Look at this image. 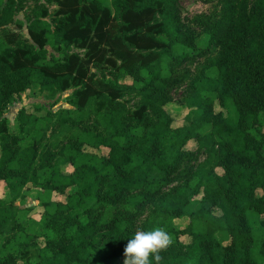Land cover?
Returning <instances> with one entry per match:
<instances>
[{
    "label": "trees",
    "instance_id": "1",
    "mask_svg": "<svg viewBox=\"0 0 264 264\" xmlns=\"http://www.w3.org/2000/svg\"><path fill=\"white\" fill-rule=\"evenodd\" d=\"M25 1L0 0V120L34 86L76 89L75 108L57 116L58 133L76 142L45 165L57 154L25 110L19 130L32 145L0 134V232L12 235L0 264H123L135 232L158 227L174 241L160 264H264V0H219L191 21L200 32L183 24L179 0H45L58 10L36 8L27 37L9 28ZM195 59L206 63L200 74L179 76ZM187 80L178 107L169 91ZM126 91L141 96L131 114L120 102ZM168 107L188 111L181 127ZM201 152L202 164L175 176ZM33 189L45 192L40 237L17 223L23 191ZM185 218L182 230L175 221Z\"/></svg>",
    "mask_w": 264,
    "mask_h": 264
},
{
    "label": "rangeland",
    "instance_id": "2",
    "mask_svg": "<svg viewBox=\"0 0 264 264\" xmlns=\"http://www.w3.org/2000/svg\"><path fill=\"white\" fill-rule=\"evenodd\" d=\"M219 0H212L210 3H205L199 0H179L178 7L181 13V20L184 25L192 26L196 32H200L202 29L198 26H193L191 21L197 16L209 15L216 10L217 3ZM23 8L20 12H18L15 16V22L9 28L15 32H19L27 37V16L30 15L36 8L45 7L48 8L51 14H54L58 7L56 4H49L45 0H26L23 4ZM22 24L23 28H20L19 25ZM206 43H201L200 47H205ZM72 53L83 54L82 51L78 49H71ZM52 54L53 52L50 51ZM206 65L204 59H195L193 61H189L184 63L178 69V75L183 76H198L204 66ZM93 72L98 74V76H102V73L93 69ZM106 74H109L107 72ZM207 75L209 77H215V71H208ZM122 84H132L131 78L120 80ZM191 80L184 81L180 86H177L169 91V96L172 99L173 103L180 107V104L183 103L187 97V87ZM76 89L69 90L65 93H61L58 90L51 89H43L40 86H34L28 92L22 94L21 97H15V101L9 106L5 115L0 120V134L7 133L9 135H15L20 138L19 148L24 149L30 145H32V140L34 135L27 133H20L19 130V121L18 116L22 110H25L27 113L32 114L35 118H37L40 126L44 128L46 131V140L47 144L50 145V150L52 154H57L56 157L49 161H44L45 165H55L60 161V157L58 156V152L61 148H64L67 144L75 143L76 141L72 139V134L67 133L66 131L59 132L60 128L58 120L65 117V115H61L57 117L62 110H72L75 108V98L74 94ZM120 102L124 105L127 113H133L139 106L141 102V96L136 91H126L124 97ZM171 111L172 109L168 107ZM219 111V109H217ZM186 110H173L172 116L174 117V128H179L183 125L185 117L187 115ZM234 113L225 112L227 117L234 118ZM89 126V121L86 123ZM209 130V129H208ZM1 149V147H0ZM188 150L196 151L197 145L195 142L190 143L187 147ZM100 155L105 156L107 152L105 151H97ZM1 155V153H0ZM206 159V155L204 153H199L194 160L185 161L179 168L178 174L181 171L188 172L190 170H195L200 164H202ZM65 173H71L72 170L69 166L62 168ZM221 172V171H220ZM26 198L21 203H18V217L17 223L20 226L25 234H33L35 237H40L42 234L43 226L39 222L41 219V214L43 208L40 205V201H38V196L42 194V197L45 196V192L40 189H33L32 191L26 192L23 191ZM7 194V186L5 183H0V199L5 198ZM66 196H60L58 194H53L54 201H66ZM33 208V211L29 212V209ZM218 214V212H215ZM264 219V217H263ZM175 224L180 229H185L189 225L188 219L176 220ZM12 235H9L7 232H0V246L3 245L8 239L11 240ZM185 244L191 242V239L188 237H183L181 239ZM225 244H228L226 242ZM20 264H23L20 261Z\"/></svg>",
    "mask_w": 264,
    "mask_h": 264
},
{
    "label": "clouds",
    "instance_id": "3",
    "mask_svg": "<svg viewBox=\"0 0 264 264\" xmlns=\"http://www.w3.org/2000/svg\"><path fill=\"white\" fill-rule=\"evenodd\" d=\"M172 236L163 228L151 231L137 230L134 238L129 239L123 250V264H151L153 257L160 264L163 257L160 254L173 244Z\"/></svg>",
    "mask_w": 264,
    "mask_h": 264
}]
</instances>
